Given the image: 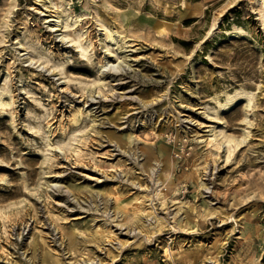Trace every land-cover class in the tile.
<instances>
[{"label":"rangeland","instance_id":"rangeland-1","mask_svg":"<svg viewBox=\"0 0 264 264\" xmlns=\"http://www.w3.org/2000/svg\"><path fill=\"white\" fill-rule=\"evenodd\" d=\"M65 1L0 0V264H264L260 0Z\"/></svg>","mask_w":264,"mask_h":264},{"label":"bare ground","instance_id":"bare-ground-1","mask_svg":"<svg viewBox=\"0 0 264 264\" xmlns=\"http://www.w3.org/2000/svg\"><path fill=\"white\" fill-rule=\"evenodd\" d=\"M36 2H42L41 6L44 7V10L46 13L49 12L46 9H51L52 12L55 13L54 14L55 15L54 16L55 21H53L51 18H48V17H50V15H47L46 16L47 20H45V23L53 22V24L50 26L51 32L57 31L58 29L68 30L70 28H74V27L78 26L82 20L81 17L75 16V15L71 16L70 13L68 11H66V9H69V7L65 8V6L67 5V3H65L66 2L65 0H36ZM259 2H261V5H262V8L260 10V17L263 18L264 0H260ZM121 20L124 23L128 22L126 15H123L121 17ZM97 22L99 25L98 31L100 32V35L103 38V40H105L107 43L106 49L109 52V54H112L111 56H109V58H114L118 62V57H117L118 53L117 52L114 53L111 50L116 51V50L120 49L122 47V45L126 43L125 36L120 35L117 27H115L114 30L110 29L108 26H106L101 21L100 18L97 19ZM116 26H118V25H116ZM158 33L161 34L162 31H159ZM83 34H85V32L76 33V38H77L78 42L83 38L82 37ZM84 53H85V50L81 48V54L84 55ZM117 62H116V64H114V62H110V60H106V57H103V60L100 61V66H99L100 74L103 75L109 69L115 70L116 67L118 66ZM241 97H246L248 99V102H250L251 92H246L242 89H237L234 91L233 94L225 95L223 104H218V107H219V109H227L230 106H232L233 104H235L236 101L239 100ZM9 99L12 100V98H9ZM6 106H9L8 102L0 101V107L2 109ZM206 141H207V144H214L215 148H218V146H220L219 142L217 141L215 133H211L209 135V138L206 139ZM223 141L227 145H229L231 142H234L237 146V145L244 142V138L241 139L240 141H237L231 137L223 136ZM121 143H123L122 139H121ZM163 165H165L164 168L168 170V166H166L167 164H163ZM192 176L195 177L196 188L200 189L201 194L207 193L208 188L206 186V183H204L200 180L199 175H198V169L196 167H194L192 172L189 175H186L185 178L189 179ZM167 183H168L167 179H164L163 182L157 183L158 187L161 188V189L157 190V193H156V196L158 197V199L164 198V194H162L160 191L162 189H164L162 184L167 185ZM152 209H153L152 215H153V218L155 219L157 224L161 223L162 221L166 222L165 217L159 215L153 207H152ZM177 210H178V208H177ZM207 211H209V210H207ZM231 221L234 222L235 220L231 218ZM162 252H163V256L165 257V259L167 261H169L171 264H175V261L173 258V251H172L170 245H166L163 248Z\"/></svg>","mask_w":264,"mask_h":264}]
</instances>
